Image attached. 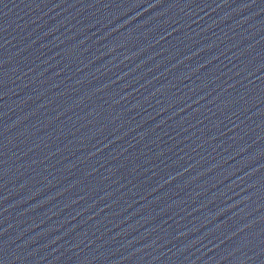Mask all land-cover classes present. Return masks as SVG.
Instances as JSON below:
<instances>
[{
	"label": "water",
	"instance_id": "1",
	"mask_svg": "<svg viewBox=\"0 0 264 264\" xmlns=\"http://www.w3.org/2000/svg\"><path fill=\"white\" fill-rule=\"evenodd\" d=\"M2 264H264V0H0Z\"/></svg>",
	"mask_w": 264,
	"mask_h": 264
},
{
	"label": "snow or ice",
	"instance_id": "2",
	"mask_svg": "<svg viewBox=\"0 0 264 264\" xmlns=\"http://www.w3.org/2000/svg\"><path fill=\"white\" fill-rule=\"evenodd\" d=\"M0 264H2V262H0Z\"/></svg>",
	"mask_w": 264,
	"mask_h": 264
}]
</instances>
